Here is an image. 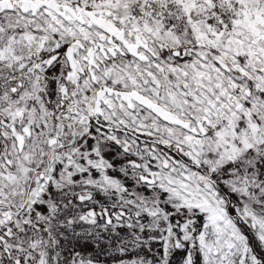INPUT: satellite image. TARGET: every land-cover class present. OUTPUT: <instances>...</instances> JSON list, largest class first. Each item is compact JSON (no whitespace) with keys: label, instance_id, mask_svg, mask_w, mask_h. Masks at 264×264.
Listing matches in <instances>:
<instances>
[{"label":"snow or ice","instance_id":"obj_1","mask_svg":"<svg viewBox=\"0 0 264 264\" xmlns=\"http://www.w3.org/2000/svg\"><path fill=\"white\" fill-rule=\"evenodd\" d=\"M0 264H264V0H0Z\"/></svg>","mask_w":264,"mask_h":264}]
</instances>
